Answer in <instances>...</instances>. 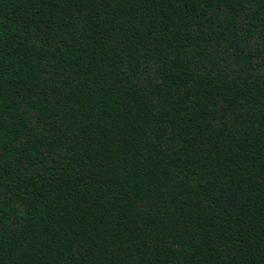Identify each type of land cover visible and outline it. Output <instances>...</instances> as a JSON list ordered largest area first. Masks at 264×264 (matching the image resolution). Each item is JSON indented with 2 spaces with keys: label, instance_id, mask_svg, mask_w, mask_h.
Wrapping results in <instances>:
<instances>
[{
  "label": "trees",
  "instance_id": "obj_1",
  "mask_svg": "<svg viewBox=\"0 0 264 264\" xmlns=\"http://www.w3.org/2000/svg\"><path fill=\"white\" fill-rule=\"evenodd\" d=\"M0 264H264V0H0Z\"/></svg>",
  "mask_w": 264,
  "mask_h": 264
}]
</instances>
